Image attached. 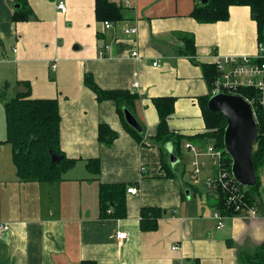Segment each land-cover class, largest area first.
Masks as SVG:
<instances>
[{"label":"crops","instance_id":"crops-1","mask_svg":"<svg viewBox=\"0 0 264 264\" xmlns=\"http://www.w3.org/2000/svg\"><path fill=\"white\" fill-rule=\"evenodd\" d=\"M58 1L28 0L34 16L17 22V4L0 0V223L10 225L0 234V264H242V254L264 244V166L258 216L225 215V226L218 229L219 193L204 183L215 170L204 158L208 167L192 179L193 154L185 145L204 149L209 144L196 137L208 131L200 98L210 89L202 64L213 65L217 55L258 52L250 8L232 6L228 20L199 23L191 13L202 0H109L123 18L106 29L96 17V0H62L65 14ZM127 28H137L138 34L126 35ZM190 36L196 42L195 61L182 52ZM135 49L139 60L131 56ZM157 60L159 67L153 65ZM86 75L104 90L138 96L134 113L144 129L140 141L113 101H97L84 83ZM27 84L32 99L59 103L61 148L77 160L63 181L26 182L17 175L4 102L26 93ZM157 98L175 100L170 129L196 137L173 151L180 160L175 166L154 138ZM101 124L118 133L110 146L99 142ZM97 158L101 172L93 177L87 162ZM114 183L138 190L126 194L122 219L100 216L99 186ZM143 209L161 210L156 229H142ZM119 232L128 237L119 240Z\"/></svg>","mask_w":264,"mask_h":264},{"label":"trees","instance_id":"trees-1","mask_svg":"<svg viewBox=\"0 0 264 264\" xmlns=\"http://www.w3.org/2000/svg\"><path fill=\"white\" fill-rule=\"evenodd\" d=\"M18 6L15 9V21H28L33 18V12L28 0H13ZM232 6L249 7L254 20L257 23L258 42L264 43V0H209L206 5L197 6L191 13V17L199 23H216L226 21L230 17ZM96 17L100 22L116 23L122 20L121 9L109 2V0H96ZM183 54L196 60V42L193 36L184 38ZM204 78L209 89L217 77L214 65L202 64ZM85 85L96 95L98 102L113 101L126 125L140 141L144 133L140 134L130 127L124 117V109H128L134 116V104L137 95L130 91H108L100 88L92 75H86ZM27 92L18 93L14 98L4 102L7 119V142L13 147V161L17 169V175L26 182L56 183L63 181L65 174L77 163L76 159L67 157L61 148L60 125L61 115L57 100L32 99L30 86L27 84ZM246 90L240 91L246 95ZM210 95L200 98L207 132L196 136L203 143L212 142L217 149L224 151L227 169L232 173V160L225 150L224 134L227 126L225 118L213 112L208 107ZM159 115V124L155 134V140L162 145L172 142L174 152H180V146L184 140L192 141L195 136L176 134L169 127V119L175 111L173 98H157L153 101ZM259 139L254 148V165L257 172V184L254 187L240 189L246 195L247 202L252 206L262 207V180L259 170L264 166V124L259 123ZM118 137V133L109 125L99 126V142L110 146ZM181 144V145H180ZM180 145V146H179ZM182 147V146H181ZM177 155V154H176ZM178 156V155H177ZM88 170L97 177L101 172L99 158L87 162ZM132 187L122 183L100 184L99 208L100 216L122 219L127 215L126 194ZM227 195L219 191L217 207L223 215L233 216V209L226 205ZM111 211V212H110ZM142 229L152 231L157 228V220L161 217L160 209L142 210ZM242 264H264V244L253 254H242ZM81 264H96L94 261H82Z\"/></svg>","mask_w":264,"mask_h":264},{"label":"built area","instance_id":"built-area-1","mask_svg":"<svg viewBox=\"0 0 264 264\" xmlns=\"http://www.w3.org/2000/svg\"><path fill=\"white\" fill-rule=\"evenodd\" d=\"M57 8L64 14L68 11L66 3L62 0L58 1ZM104 26L106 29H111L113 23L106 21ZM124 33L128 36H135L138 34V29L127 28ZM108 49L109 47H106V50ZM131 56L138 60L141 58L136 49L131 52ZM159 63L160 60H157L153 65L159 67ZM212 64L218 75L210 89V97L220 94L240 96L250 104L256 123L264 124V43H259L257 54L226 57L217 55ZM243 90L248 92L244 96L240 94V91ZM185 147L193 154L192 179L197 180L203 170L208 167V162L204 158H209L215 174L213 177L205 179L206 187L215 193H219L221 190L227 195L226 205L229 209H233L235 214H242L247 219H255L258 216L259 207L252 206L247 202L246 195L240 189V184L228 171L223 150L217 149L213 143H209L204 149L191 144H187ZM127 192L131 195L138 194V190L134 186L129 187ZM214 217L219 220L218 229H223L225 215L216 210ZM9 230V224L0 223V234L7 233ZM127 237L128 234L124 232H119L117 235L119 240H124ZM177 249L178 247H174V250Z\"/></svg>","mask_w":264,"mask_h":264},{"label":"water","instance_id":"water-1","mask_svg":"<svg viewBox=\"0 0 264 264\" xmlns=\"http://www.w3.org/2000/svg\"><path fill=\"white\" fill-rule=\"evenodd\" d=\"M208 1L202 0L201 3L206 5ZM208 107L221 114L227 122L224 146L232 160L234 179L243 187H254L257 184L254 148L259 139V127L250 104L240 96L220 94L210 97ZM124 117L130 127L140 134L144 132L137 118L128 109H124ZM165 148L169 152L171 165L175 166L180 160L173 152V143H167Z\"/></svg>","mask_w":264,"mask_h":264},{"label":"rangeland","instance_id":"rangeland-1","mask_svg":"<svg viewBox=\"0 0 264 264\" xmlns=\"http://www.w3.org/2000/svg\"><path fill=\"white\" fill-rule=\"evenodd\" d=\"M182 149H183V145H182ZM190 156H191V154L188 152H186L185 156H184V163L187 164L188 169H189V165H190L189 164L190 163Z\"/></svg>","mask_w":264,"mask_h":264}]
</instances>
